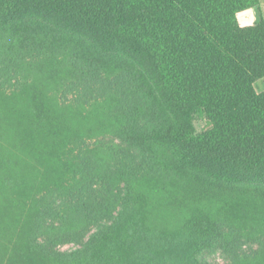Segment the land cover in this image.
<instances>
[{
    "label": "trees",
    "instance_id": "1",
    "mask_svg": "<svg viewBox=\"0 0 264 264\" xmlns=\"http://www.w3.org/2000/svg\"><path fill=\"white\" fill-rule=\"evenodd\" d=\"M258 6L0 0V185L17 184L6 178L10 167L38 169L31 142L28 162L9 158L16 112L45 133L55 180L0 215V264H211L216 253L225 264H264L255 225L241 231L197 210L184 211L175 233L152 220L154 203L170 206L196 185L264 222V91L254 89L264 79V23L237 19ZM28 70L60 97L24 94ZM76 117L102 139L64 141ZM198 119L208 128L197 131ZM71 243L77 248L58 250Z\"/></svg>",
    "mask_w": 264,
    "mask_h": 264
},
{
    "label": "rangeland",
    "instance_id": "2",
    "mask_svg": "<svg viewBox=\"0 0 264 264\" xmlns=\"http://www.w3.org/2000/svg\"><path fill=\"white\" fill-rule=\"evenodd\" d=\"M258 10L264 15V0H260V7ZM255 13H257V11L253 12V17ZM251 17L252 15L250 16V14L243 17L241 16L240 22L247 23L250 21L249 19ZM255 21H257V19H255ZM24 74L27 75V77L25 75L24 77L28 78L27 81L29 84V86L25 89L24 94L29 95L31 93V89L33 88L35 91L42 93L41 98L43 97L42 99L44 100L49 97L50 100L60 97V94L57 93L59 91L58 88L55 86V84L46 82V77L42 78L41 75L30 72L29 70ZM254 89L257 93L263 92L264 79L255 82ZM17 92L19 93V91ZM21 92L22 91L20 90V94ZM9 96L12 98V102L17 105L18 99L16 95H12L10 93ZM16 114V119L9 120L10 126L17 128L15 135L13 134L14 138H12L13 140L16 138L17 141L13 143L14 146L12 148V154H10L9 158L14 160V162L19 160L28 162L29 157L27 156L28 152L25 147H27L31 142L32 145L38 146V155L35 160L39 164L37 165L38 169H35L34 171L29 170V172L25 170V166L20 167V165L18 167L13 166L8 169L6 178L10 177L9 183L16 182L17 184L7 185L8 183H5L4 185H0V215L2 216H6L7 214L9 215L10 211L15 212L16 204L18 203L20 205L23 203L27 205L30 200L33 199V197H39L42 195L43 191L53 187L55 182V180L51 179L50 175L46 173L48 152H44V148L48 142L44 140L45 133L38 134L37 126L34 122L25 123L19 118L18 112H16ZM71 116L72 115H69V119ZM88 116L89 115H87L86 118H88ZM82 118L83 117H81V119ZM86 120L87 119L84 118L81 122L78 120V117H76L74 120H68L67 123L70 126H75L77 129L76 133L74 134L69 131L64 133L61 132L64 141L88 139V143L90 142L91 144L94 142V139H102L103 136H99V132L88 133V127L91 126V122ZM60 123H57V125H60ZM46 126L47 125L45 124V127ZM195 127L197 131H201L207 129L208 125L203 119H198L195 122ZM18 141L21 143V145L25 146L21 147L18 145ZM66 147L68 149L69 146L67 145ZM15 188H17V190L14 191ZM184 190L185 189L181 190V194H175L173 196L172 201H170V206H165L164 201H159L156 203L153 202L155 205H159L158 209L154 212V218L152 216V220H155V223L159 228H166L170 231L175 230V233L176 230H180L183 227L184 216H186L183 215L185 213L184 211L197 210L211 212L216 216L218 215L216 218L222 219L233 228L240 229L241 231L244 227H248L254 231L253 227L255 225L257 226V228H255L256 234L258 236H262L264 234V222L261 219H256L249 211L244 210V212H241V209L239 210L241 206L239 207L237 204L234 206H231L230 203L229 206L226 205L228 198L226 197L225 193L211 194L207 190L201 189V187L196 185H193L186 192H184ZM17 191H20L18 197H16L18 194ZM204 216L211 217L212 214H205ZM210 217H206V219H209ZM76 248L77 246L72 243L58 246V250L62 252H69ZM208 261L211 264H225V261L223 260L220 253H216L211 257H208Z\"/></svg>",
    "mask_w": 264,
    "mask_h": 264
},
{
    "label": "crops",
    "instance_id": "3",
    "mask_svg": "<svg viewBox=\"0 0 264 264\" xmlns=\"http://www.w3.org/2000/svg\"><path fill=\"white\" fill-rule=\"evenodd\" d=\"M259 7H260V0H259V6L258 7L239 13L237 16L239 25L241 27H247V26H254L261 21L264 23V15H263V13H260V11L258 10ZM255 11H257V13H255V15L253 17V12H255ZM249 14H250V16L252 15V17L249 19L250 21H248L247 23L240 22L241 16L243 17V16H246ZM255 19H257V21H255Z\"/></svg>",
    "mask_w": 264,
    "mask_h": 264
}]
</instances>
